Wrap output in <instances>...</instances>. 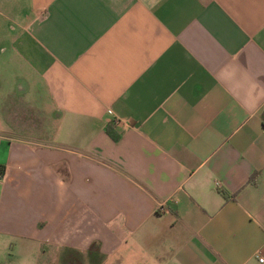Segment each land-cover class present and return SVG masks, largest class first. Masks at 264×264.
I'll use <instances>...</instances> for the list:
<instances>
[{"label": "crops", "instance_id": "crops-1", "mask_svg": "<svg viewBox=\"0 0 264 264\" xmlns=\"http://www.w3.org/2000/svg\"><path fill=\"white\" fill-rule=\"evenodd\" d=\"M25 1L53 118L0 131V264H264V0Z\"/></svg>", "mask_w": 264, "mask_h": 264}, {"label": "rangeland", "instance_id": "rangeland-1", "mask_svg": "<svg viewBox=\"0 0 264 264\" xmlns=\"http://www.w3.org/2000/svg\"><path fill=\"white\" fill-rule=\"evenodd\" d=\"M25 3V0H0V118L6 125L0 131L27 141L42 142L45 141V134L49 132L53 114L49 113L50 109L38 77L34 72L29 75L28 65L23 59H16L10 49L1 54V48L4 47L1 31L4 30L7 20H19ZM5 31V37L11 39L13 34L8 32L7 26ZM21 248H11L16 264H24L29 257L27 253L20 252ZM63 257L62 253L56 252L52 260L48 258V264H62ZM40 259L45 261L47 258L43 255ZM67 260L70 261L68 264H74L78 259L73 257Z\"/></svg>", "mask_w": 264, "mask_h": 264}, {"label": "trees", "instance_id": "trees-1", "mask_svg": "<svg viewBox=\"0 0 264 264\" xmlns=\"http://www.w3.org/2000/svg\"><path fill=\"white\" fill-rule=\"evenodd\" d=\"M104 131L105 133H107V135H109V137L113 140H115L117 138V135L111 130V127L108 125H105L104 127ZM3 166L0 165V176L3 174Z\"/></svg>", "mask_w": 264, "mask_h": 264}, {"label": "built area", "instance_id": "built-area-1", "mask_svg": "<svg viewBox=\"0 0 264 264\" xmlns=\"http://www.w3.org/2000/svg\"><path fill=\"white\" fill-rule=\"evenodd\" d=\"M215 186H217V182L215 183ZM255 257L257 258L258 262H263V258L259 256L258 252L255 253Z\"/></svg>", "mask_w": 264, "mask_h": 264}]
</instances>
